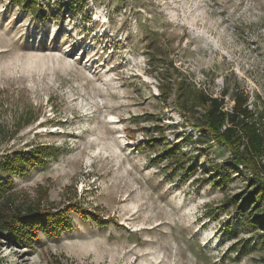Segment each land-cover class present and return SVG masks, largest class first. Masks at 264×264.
<instances>
[{
  "label": "rangeland",
  "instance_id": "374dc122",
  "mask_svg": "<svg viewBox=\"0 0 264 264\" xmlns=\"http://www.w3.org/2000/svg\"><path fill=\"white\" fill-rule=\"evenodd\" d=\"M38 1L0 0V201L65 215L0 235V264H264L240 205L263 179L201 135L191 98L263 109L264 0Z\"/></svg>",
  "mask_w": 264,
  "mask_h": 264
},
{
  "label": "trees",
  "instance_id": "16d2710c",
  "mask_svg": "<svg viewBox=\"0 0 264 264\" xmlns=\"http://www.w3.org/2000/svg\"><path fill=\"white\" fill-rule=\"evenodd\" d=\"M30 8L35 14L39 8L38 0H15ZM72 3V2H71ZM70 3V4H71ZM184 91V85L181 82H175L174 95L177 98ZM173 88L170 84L161 86L163 100H167ZM223 91L221 96L207 94L201 90L192 91L191 98L195 105L202 108V121L196 123L202 131L201 135L226 147L230 152V158L234 163L242 164L250 169L253 178L263 179L264 182V104L263 109L258 111L249 107L248 95L241 90H234L231 94L232 105L226 108L224 104ZM187 118V117H186ZM42 147H33L32 152H41ZM167 151L171 153L173 147L168 146ZM19 151L7 156L2 165L5 172L18 173L25 169L22 161L24 158ZM263 177V178H260ZM264 185V184H263ZM1 189V182H0ZM262 190H252L247 192L240 202V205H251L254 207V217L260 220L261 225L264 222V203L260 205L263 197ZM258 193V194H256ZM1 194V191H0ZM11 206V202L0 201V235L10 232L14 237L20 240L28 238L29 228H34L35 224L44 221L53 235L58 234L62 226V217L65 214L61 212L51 213L41 208H24ZM259 208H262L260 210ZM243 214V213H242Z\"/></svg>",
  "mask_w": 264,
  "mask_h": 264
}]
</instances>
